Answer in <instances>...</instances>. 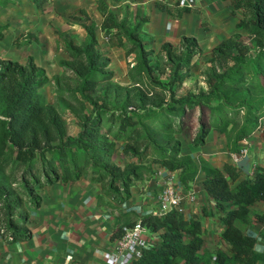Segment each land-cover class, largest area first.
Here are the masks:
<instances>
[{"label":"trees","instance_id":"trees-1","mask_svg":"<svg viewBox=\"0 0 264 264\" xmlns=\"http://www.w3.org/2000/svg\"><path fill=\"white\" fill-rule=\"evenodd\" d=\"M30 1L42 8L50 0ZM234 2L245 10L237 27L247 35L234 34L214 47L204 71L208 90L186 95L174 88L198 66L195 58L203 51L196 38L184 36L178 44L148 49L141 38L146 19L120 20L108 2L100 0L102 31L113 34L126 56L135 59L128 81L120 83L108 70L111 59L99 48L95 22L88 23L90 17L82 10L87 39L82 44L65 40L70 59L62 62L64 73L57 76L58 87L63 81L66 86L73 83L70 93L59 87L57 95H70L78 104L65 105L80 127L75 136L68 133L65 108L59 101L57 106L48 103L42 94L49 79L34 57L20 63L0 56V232L8 241L31 237L29 208L42 205L38 190L45 186L86 178L101 184L99 203L109 205V200L127 201L132 187L142 188L155 176L154 165L180 172L187 187L203 168L205 188L225 213L223 239L231 253L207 251L201 220L172 210L139 219L150 233L160 232L162 243L145 248L142 257L129 264H259L263 255L255 249L257 239L240 224L264 222V214L251 210L264 202V169L253 179H241L229 163L216 167L203 161L200 166L183 153L180 139L192 138L198 147L217 131L237 151L264 115V0ZM17 3L0 0V11ZM6 30L0 24V39ZM196 109L201 113L199 127L191 131ZM119 143L131 160L124 167L114 161ZM125 226H119L113 238L121 237Z\"/></svg>","mask_w":264,"mask_h":264},{"label":"crops","instance_id":"crops-1","mask_svg":"<svg viewBox=\"0 0 264 264\" xmlns=\"http://www.w3.org/2000/svg\"><path fill=\"white\" fill-rule=\"evenodd\" d=\"M24 1L36 9L32 14L40 19L31 24H20V32H36L45 28L50 14L47 17H42V14L52 12L48 5L45 7L47 3L39 8L30 0H18L17 4H9L6 8L11 5L15 7ZM99 1L57 0V29L69 34L66 39L76 44L85 42L86 16L77 21L69 20L71 14L77 15L85 10L90 17L88 23L93 21L96 24L100 50L111 59V64H121L127 58L125 49L117 44L113 34L102 31L104 17ZM106 1L120 20L125 17L134 21L146 19L141 38L148 49L159 50L166 42L178 44L184 36H190L196 38L203 53L211 57L214 47L221 41L237 33L247 35L246 31L237 27L245 17V10L236 8L234 0H195L191 6L188 0ZM186 8L189 10L186 11ZM0 24L5 25L1 21ZM61 47L57 53V76L64 73L61 62L70 59L65 50V41ZM29 56L34 57L30 53L27 60ZM27 60L20 63H26ZM180 139L183 153L191 155L200 166L203 161L216 167L229 163L236 167L241 179H253L264 169L262 131H254L239 142L238 150L245 141L249 142L250 148L248 156L240 162L234 161L233 153L236 151L229 148L226 136L220 132H211L206 143L198 147L193 146L189 137L181 136ZM122 147L121 143L117 145L114 161L124 167L131 160L123 154ZM153 167L155 171L164 169L160 165ZM176 176L179 178L180 172L176 171ZM205 178L206 172L203 168L189 187L182 184L179 178L181 190L195 188L197 191V200L186 201L180 211L188 219L197 217L201 220L207 251L214 255L220 250L230 254V245L223 239L225 224L222 216L225 213L217 208L215 200L208 194L204 185ZM161 190V182L153 177L142 188L132 187L131 197L127 201L117 203L109 200L111 204L101 205L99 197L104 194L101 184L86 178L74 182H57L40 188L38 194L42 198V205L39 208H29L31 219L27 228L32 234L31 237L11 242L0 232V264H107L114 252L113 246L117 239L113 238L115 231L121 225L139 220L143 215L153 214L158 209L157 201ZM204 210L208 213L205 214ZM251 210L252 213L264 214V202L256 203ZM240 226L248 235L257 239L255 249L263 255L259 264H264V222L252 221ZM145 239L148 247L161 246L160 232L148 233Z\"/></svg>","mask_w":264,"mask_h":264},{"label":"rangeland","instance_id":"rangeland-1","mask_svg":"<svg viewBox=\"0 0 264 264\" xmlns=\"http://www.w3.org/2000/svg\"><path fill=\"white\" fill-rule=\"evenodd\" d=\"M48 9L52 12L42 14V17L49 16V21H46V27L37 30L36 32L28 31L21 33L20 24H31L37 21L39 16L32 14L36 9L29 2H21L19 5L10 6L8 9L5 8L0 14V21L7 26V32L3 39H0V55L6 60H13L18 62H25L27 56L31 53L38 65L43 68L49 79L48 83L42 88V94L46 101L50 104L57 106V102L61 104L64 109L65 105L77 106L70 95L59 96L57 95V89L60 87L63 91L71 92L74 88L73 83L70 86L65 85L63 81L58 87L57 84V53L60 52L61 44H64L69 34H66L62 29H57V0H52L47 3ZM44 9L46 10V8ZM39 13V12H38ZM54 13L52 16L51 14ZM135 16V13H133ZM84 17L82 12H78L77 15L71 14L69 20H81ZM137 18V16H135ZM20 26V27H19ZM41 26V25H40ZM208 54H202L201 57L195 58L198 66L195 71L190 74L182 85L175 86L178 95H186L189 93L199 94L201 91H207L208 86L204 80V71L210 64H207ZM130 60L135 59L133 57H127L121 64H110L108 70H115L116 81L125 83L128 81L129 69H131ZM62 63V62H61ZM69 77L72 75L69 73ZM62 100V101H61ZM64 100V101H63ZM64 102V103H63ZM65 119L68 125L69 135L75 136L80 131V127L76 118L68 116L69 110L65 108ZM201 113L199 109H196L190 118V125L192 130L195 131L199 127V118ZM187 137V136H185ZM192 139V138H191Z\"/></svg>","mask_w":264,"mask_h":264},{"label":"built area","instance_id":"built-area-1","mask_svg":"<svg viewBox=\"0 0 264 264\" xmlns=\"http://www.w3.org/2000/svg\"><path fill=\"white\" fill-rule=\"evenodd\" d=\"M188 2L191 6L195 0H188ZM256 131L264 133V115L259 118ZM249 152V142L245 141L243 146L233 153L234 161L240 162L248 156ZM154 178L162 184V190L158 195L157 201L158 209L154 211V215L164 216L172 210L180 211L186 201L193 202L197 200L195 188L186 191L181 190L176 171L161 169L156 171ZM148 233H150L148 228L140 220L132 227L125 226L124 234L114 242V252L107 264H129L136 259H140L143 255V250L148 248V243L145 239Z\"/></svg>","mask_w":264,"mask_h":264}]
</instances>
